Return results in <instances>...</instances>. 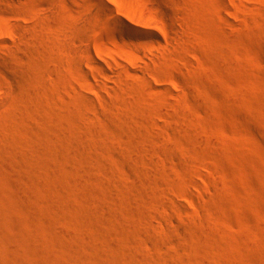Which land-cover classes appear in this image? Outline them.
<instances>
[{
  "label": "rangeland",
  "instance_id": "obj_1",
  "mask_svg": "<svg viewBox=\"0 0 264 264\" xmlns=\"http://www.w3.org/2000/svg\"><path fill=\"white\" fill-rule=\"evenodd\" d=\"M172 1L191 50L149 35L159 60L106 78L95 48L134 45L95 1L0 0V264H264V0Z\"/></svg>",
  "mask_w": 264,
  "mask_h": 264
},
{
  "label": "bare ground",
  "instance_id": "obj_2",
  "mask_svg": "<svg viewBox=\"0 0 264 264\" xmlns=\"http://www.w3.org/2000/svg\"><path fill=\"white\" fill-rule=\"evenodd\" d=\"M3 1V0H2ZM13 1H17V0H13ZM94 1H95V3H94ZM162 1V3H166L167 5H169V7H166V6H162L161 8L163 9H160V10H162L161 12L162 13H165V11L167 12V14H168V16L170 15L171 17L169 18L170 20L169 21H166V20H160V16H163L162 14L160 15V13L161 12H158V10H159V1L158 0H142V2H143V5H144V7H145V9L142 11V12H140V13H138V12H136V13H130L129 11H126V16H121V15H118V13H116V11H115V8L113 7V4L114 5H116V6H119L120 5V1L119 0H93V2L92 3H94L93 4V7H92V9H89V11L87 10L84 14H86V18L87 19H90V21H89V23L90 24H92V25H97V22H98V17L101 15H105V19H104V21L106 22V29H105V31H110V29H111V32L113 31V30H118L119 28H123V29H125V31L127 32V34H129V38H130V40H131V44H133L134 46H131L130 47V49L127 51V50H123V51H121V52H119L118 53V57L114 54V55H111L105 48H103L102 46H97L96 48H95V52H96V55L98 56V59H100V60H95L94 58L93 59H90V61L92 60H95V65H96V67L97 68H99L98 70H100L102 73H104L102 76H106V78H108V76H111V73H116L117 74V76L118 77H122L121 76V74L123 73V71L120 69V68H124V69H127V70H132V72H133V70L134 71H138L139 69H142L143 67L139 64V63H137V58H146L150 63H155V61L159 58V56H161V54L160 55H158V54H156L155 52H154V49H157L156 48V46H155V42L153 41H151V43L149 42V43H147V42H143V40H144V37H147V36H151V37H154L155 39V41L157 42V45H163V40H162V37H166L167 35H169V36H171L172 37V39H171V41H173L174 42V44L177 42V46H178V48L179 49H182V50H189L188 49V47L189 46H187L186 45V43H188V39L186 40L187 42H185V40H184V36H185V29H184V27H182V23H181V18H182V20L186 23V25L185 26H187L188 25V28H190V26H191V24H192V17L191 16H193V15H190L189 14V11L188 10H185L184 9V7L182 8L181 6H180V4L178 3V2H174V1H172V0H161ZM161 1H160V3H161ZM177 1V0H176ZM181 2V1H180ZM9 3H11L10 1H9ZM182 3V2H181ZM184 3V2H183ZM87 4V3H86ZM141 4V3H140ZM182 5V4H181ZM186 6V5H185ZM90 8V7H89ZM121 9V11L122 12H125V10L122 8V7H120ZM172 8H175V11H173L172 10ZM186 9L188 8V6L187 7H185ZM83 9V8H82ZM16 10V9H15ZM177 10V11H176ZM17 11V10H16ZM19 11H21V10H19ZM191 11V10H190ZM192 12V11H191ZM21 13H23V12H21ZM25 13V12H24ZM193 13V12H192ZM16 14V13H15ZM17 14H18V12H17ZM179 14L180 15H182L181 17H179ZM21 15V14H20ZM218 15H219V12H218ZM217 15V16H218ZM224 15V14H223ZM222 15V16H223ZM19 16V15H18ZM217 16H215V18L217 17ZM20 17V16H19ZM211 17H209L208 18V21H209V19H210ZM224 18V17H223ZM227 18L228 17H226V18H224L225 20L224 21H226L227 20ZM87 19H84L83 18V20H87ZM195 19V18H194ZM82 20V19H81ZM211 20V19H210ZM88 21V20H87ZM8 23H10V25H12L11 23H13V21L11 22H8ZM88 23V22H87ZM194 23V22H193ZM209 23H211V22H209ZM79 24V27L77 28V29H79V28H81V27H83V28H85L86 27V25H84V24H86V23H84V22H80V23H77V24H75L76 26ZM90 24L88 25V26H90ZM207 24H208V22H207ZM212 24V23H211ZM226 24H227V22H226ZM8 25V24H7ZM74 25V26H75ZM193 25V24H192ZM209 25V24H208ZM215 25V24H214ZM29 26V25H28ZM207 26V25H206ZM210 26V25H209ZM209 26H207V27H209ZM10 27V26H9ZM27 27V26H26ZM91 27V26H90ZM216 27V26H215ZM11 28V27H10ZM32 28V27H31ZM194 28V27H193ZM213 28V27H212ZM76 29V28H75ZM76 29V30H77ZM82 29V28H81ZM80 29V30H81ZM113 29V30H112ZM192 29V28H191ZM214 29V28H213ZM217 29V28H216ZM84 30V29H83ZM82 30V31H83ZM121 30V29H120ZM25 31V30H24ZM34 31V30H33ZM82 31H80V33H83L84 34V32H82ZM87 31V29H85V32ZM192 31H194V30H192ZM211 31V30H210ZM215 31V30H214ZM9 32V31H8ZM12 32V31H11ZM106 32V33H107ZM125 32V33H126ZM213 32V31H212ZM227 32V31H226ZM10 33V32H9ZM28 33V32H27ZM26 32H25V34H27ZM30 33V32H29ZM189 33V32H188ZM216 33V32H215ZM25 34H24V36H25ZM31 34V33H30ZM110 35H111V33H109ZM187 34V33H186ZM212 34V33H211ZM12 35H14V34H12ZM11 35V36H12ZM29 35V34H28ZM27 35V37H31L30 35L28 36ZM85 35V34H84ZM194 35V34H193ZM195 35H197V34H195ZM214 35H216V34H214ZM190 36V35H189ZM221 36V35H220ZM33 37V36H32ZM108 37H109V35H108ZM170 37V38H171ZM187 37V36H186ZM195 37V36H194ZM197 37V36H196ZM195 37V38H196ZM213 37V36H212ZM14 38H15V35H14ZM20 39H21V37H19ZM26 38V37H25ZM223 38V37H222ZM18 39V38H17ZM23 39V38H22ZM166 39V38H165ZM191 39V38H190ZM218 39V38H217ZM225 39H226V37H225ZM15 40H16V38H15ZM26 40H30V38L29 39H27L26 38ZM32 40V39H31ZM219 40V39H218ZM168 41V40H167ZM225 41V40H224ZM166 42V41H165ZM190 42V41H189ZM14 43V42H13ZM20 43V42H19ZM19 43H16V46H17V44L18 45H20ZM27 43H28V41H27ZM172 42H170V44H171ZM169 44V45H170ZM197 44V43H196ZM56 45V44H55ZM164 45H166V44H164ZM172 45V44H171ZM188 45H189V43H188ZM194 45V44H193ZM13 46H15V43L13 44ZM24 46V45H23ZM175 46H176V44H175ZM195 46V45H194ZM193 46V47H194ZM200 45H198V47H199ZM20 47H21V45H20ZM55 47V46H54ZM162 47V46H161ZM166 47V46H165ZM53 48V47H52ZM174 48V47H173ZM195 48H196V46H195ZM4 49V48H3ZM2 49V51H4ZM9 49H10V51H11V49H13V48H8V51H9ZM15 49V48H14ZM22 49H23V47H22ZM168 49V48H167ZM6 50L7 49H5V52H6ZM85 50V55H86V57H91V52H90V48L89 47H87L86 49H84ZM175 50V49H174ZM178 50V49H177ZM191 50V49H190ZM189 50V51H190ZM148 51H149V53H148ZM160 51V50H159ZM173 52V51H172ZM179 52V51H178ZM186 52V51H185ZM54 53V52H53ZM60 53V52H59ZM168 53H169V51H168ZM175 53H176V51H175ZM183 53V52H182ZM57 54V53H56ZM165 54H167V53H165ZM187 54H189V53H187ZM168 55V54H167ZM55 56V55H54ZM60 56H61V54H60ZM45 57H47V56H45ZM163 57V56H162ZM162 57H160V58H162ZM164 57H165V55H164ZM58 58H59V55H58ZM167 59H168V57H166ZM60 59V58H59ZM166 59V60H167ZM171 59V58H170ZM84 60V59H83ZM121 60H127L128 62H134L136 65H138L137 67H139V69H131L129 66H127V65H125V64H123V62H121ZM159 60V59H158ZM157 60V61H158ZM44 61V60H43ZM42 60H41V63H44ZM45 61H46V64L44 65V67L46 66L47 68H48V70L47 71H49V70H51V72H54V74L55 73H57L56 72V67H55V64L53 65V63L52 62H50V61H48V60H46V58H45ZM48 61V62H47ZM101 61H103L104 63H106L107 65V67H105V65L103 66V64L101 63ZM147 61V62H148ZM143 62V61H142ZM228 62V61H227ZM82 64H84L83 62H81ZM146 63V62H145ZM175 63V62H174ZM93 64V63H92ZM146 64H148V63H146ZM146 64H145V66H146ZM161 64V63H160ZM170 64V63H169ZM177 64V63H176ZM39 65H41V64H39ZM150 65V64H149ZM159 65V64H158ZM162 65V64H161ZM80 66H81V64H80ZM152 67L154 66V65H151ZM175 66V65H174ZM177 66V65H176ZM176 66H175V68H176ZM83 67V66H82ZM155 67H157V66H155ZM154 67V68H155ZM161 67V66H160ZM158 69H159V67H157ZM174 68V69H175ZM85 69V68H84ZM83 69V73H85L86 74V77H88L87 76V70L85 71ZM95 69V68H94ZM143 69H145V68H143ZM156 69V68H155ZM171 69V68H170ZM168 70L169 72V74H174V72L172 71V70ZM157 70V69H156ZM151 71H152V69H151ZM155 71V70H154ZM158 71V70H157ZM156 71V72H157ZM142 72H144V71H142ZM165 72V71H164ZM182 72V71H181ZM101 73V74H102ZM84 74V75H85ZM146 74V73H145ZM89 75V74H88ZM153 77L155 76L154 75V73H152L151 74ZM159 75V74H158ZM183 75V74H182ZM98 76V75H97ZM97 76H94L95 77V79L97 78ZM102 76H101V78H97L98 80H96V86H98V88L100 89L101 88V84L102 83H100L101 81H100V79H103L102 78ZM151 76V77H152ZM175 75H173L172 77H170L171 78V80H173V77H174ZM112 77V76H111ZM113 77H114V75H113ZM116 77V76H115ZM152 77V78H153ZM110 78V77H109ZM147 78V77H146ZM169 78V79H170ZM181 78H183V77H181ZM94 79V80H95ZM113 79V78H112ZM168 79V78H167ZM147 80V79H146ZM149 80V79H148ZM147 80V81H148ZM155 80V79H154ZM153 80V81H154ZM166 80V78L164 79V77L163 78H161L160 79V81L161 82H163V81H165ZM178 80H181L180 78L178 79ZM183 80H185V79H183ZM103 81V80H102ZM111 81H114V80H111ZM150 81H152V80H150ZM167 81H169V80H167ZM174 81V80H173ZM182 81V80H181ZM178 82V81H177ZM180 82V81H179ZM111 83H114V82H111ZM115 83L117 84V86H118V88H119V93H118V95H120V100H122V102H124V103H127L128 102V100H129V87L128 86H126L125 84H124V79H123V82L120 80V78L119 79H115ZM114 83V84H115ZM150 83H153V82H150ZM156 83V82H155ZM160 83V82H159ZM163 83H165V82H163ZM167 83V82H166ZM169 83V82H168ZM182 83V82H181ZM113 84V85H114ZM116 84H115V87L117 88V86H116ZM162 84V83H161ZM160 84V85H161ZM173 84H174V82H173ZM176 84V83H175ZM99 85H101L100 87H99ZM107 85V84H106ZM112 85V84H111ZM153 86H154V84H152ZM151 85V86H152ZM164 85V84H163ZM166 85V84H165ZM164 85V86H165ZM169 85V84H168ZM179 85H181L180 87H182V84H180L179 83ZM184 85V84H183ZM92 86H94V85H92ZM95 86V87H96ZM155 86H156V84H155ZM154 86V87H155ZM158 86V85H157ZM167 86V85H166ZM178 86V85H177ZM94 87V88H95ZM146 87V86H145ZM81 88V87H80ZM83 88V87H82ZM97 88V89H98ZM148 88V87H147ZM153 88V87H152ZM156 88V87H155ZM166 88V90H168V91H170V93H174L173 91V89H171V90H173V91H171L170 89H169V86H167V87H164V89ZM170 88H171V86H170ZM175 88V87H174ZM89 89H91V88H89ZM96 89V90H97ZM99 89H98V91H99ZM149 89V88H148ZM158 89V88H157ZM80 90V89H79ZM83 89H81V91H82ZM101 90H102V88H101ZM112 90H113V88H112ZM116 90V89H115ZM160 90V89H159ZM163 90V89H162ZM166 90H164V91H166ZM110 92H111V90H109ZM161 91V90H160ZM76 92V91H75ZM74 92V93H75ZM88 92V91H87ZM90 92V91H89ZM88 92V94H90ZM100 92H102V91H100ZM100 92H98V93H100ZM115 92V91H114ZM167 92V91H166ZM197 92L199 93V91L197 90ZM77 93V92H76ZM75 93V94H76ZM79 93H80V91H79ZM78 93V94H79ZM82 93V92H81ZM112 93H113V91H112ZM116 93V92H115ZM168 93V92H167ZM194 93V92H193ZM88 94H83V97H84V99L85 98H87V99H89L90 97H91V99H89L90 100V102H91V100H94V99H92V96H88ZM79 95H81V94H79ZM100 95H101V93H100ZM168 95H169V93H168ZM82 96V95H81ZM103 96H104V94H103ZM117 96V95H116ZM119 97V96H118ZM88 100V101H89ZM115 101V100H114ZM160 109V108H159ZM161 111V110H160ZM185 111V110H184ZM158 112V111H157ZM163 113V111H161L160 112V114H158L160 117H162V116H165L164 115V113ZM188 114V113H187ZM185 116H186V114H185ZM184 117V116H183ZM169 191V190H168ZM171 191V190H170ZM162 195V194H161ZM166 200V199H165ZM161 201H163V199L161 200ZM168 201V200H167ZM170 201H172L171 199H170ZM167 203V202H166ZM171 204V203H170ZM174 205V204H173ZM159 214V213H158ZM156 215V214H155ZM161 214H159V216H160ZM158 216V215H157Z\"/></svg>",
  "mask_w": 264,
  "mask_h": 264
}]
</instances>
